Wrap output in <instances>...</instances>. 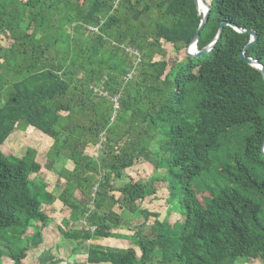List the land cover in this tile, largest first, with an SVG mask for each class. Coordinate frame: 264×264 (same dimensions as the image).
Returning <instances> with one entry per match:
<instances>
[{
	"label": "trees",
	"instance_id": "16d2710c",
	"mask_svg": "<svg viewBox=\"0 0 264 264\" xmlns=\"http://www.w3.org/2000/svg\"><path fill=\"white\" fill-rule=\"evenodd\" d=\"M204 1L197 50L226 23L257 35L245 57L264 66V0ZM113 3L0 0V258L39 252L51 222L42 206L58 200L68 216L57 230L83 264H264V80L240 58L250 36L226 25L211 51L189 58L194 0ZM29 127L52 141L45 169L63 151L73 165L59 171L56 196L35 183L33 150L2 152ZM93 145L101 160L86 157ZM139 163L153 175L126 174ZM160 183L180 222L140 205ZM135 214L142 222L131 225ZM118 228L132 233L128 247L94 244Z\"/></svg>",
	"mask_w": 264,
	"mask_h": 264
},
{
	"label": "rangeland",
	"instance_id": "374dc122",
	"mask_svg": "<svg viewBox=\"0 0 264 264\" xmlns=\"http://www.w3.org/2000/svg\"><path fill=\"white\" fill-rule=\"evenodd\" d=\"M9 43L5 38L0 37V47L7 46ZM163 49L166 51L168 56H173V48L170 45H164ZM178 59H182L178 57ZM98 92V89H95ZM103 97L106 96L105 93L100 94ZM113 101V100H112ZM115 101V100H114ZM4 98L0 97V105L3 104ZM52 146V141L41 133L37 132L33 128L29 127L27 130H15L11 137L5 142L2 147V152L5 156L11 157H22L26 155L27 151L33 150L35 153V161L42 166V171L38 175H33V179L36 184L44 183L47 188L46 190L50 193L56 195L59 190H61L65 184L63 179L59 178V171L61 169L72 170L73 165L70 161L67 160V152L63 151L62 160L56 163L51 171L45 169L46 164L48 163L47 154L49 153L50 147ZM100 147L97 145L89 146L86 149V157L92 158L95 157L98 160L103 158L102 153L99 151ZM128 176H133L135 180H143L146 177H150L153 175V169L151 165H146L143 163H139L134 168L126 171ZM163 184H157L155 187L158 192L154 197L146 198L143 202L140 203L143 209L149 210L151 212H156L159 214V221H167L169 224H174L176 222H180V217L177 213V206L175 202L170 203L168 201L167 194L164 190V187H161ZM78 196V192L76 194ZM80 200L79 196L78 199ZM78 202V201H77ZM139 204V203H138ZM62 205L58 200H54L51 205L42 206V211L46 213L51 218V226L58 225L57 227H61V219L62 217L68 216V211H62ZM64 210V208H63ZM142 222V218L140 215L135 214V216L130 220L131 225H136ZM152 223V219L149 221V224ZM30 232V231H29ZM28 235V234H27ZM41 235L43 239V243L38 246L40 251L35 253L33 249H29L26 253L25 259L22 260L21 264H53L52 260L58 259L56 255L58 252L60 253L61 260L65 261L66 264L69 262L81 264L80 260L76 261L73 254H71V249L75 248L76 245L69 240H63L62 235L56 229L55 231H49L47 228H43L41 230ZM46 236V237H45ZM26 236L23 237L24 244L29 247V243H25ZM128 240H126V239ZM129 240H132V233L126 229L118 228L115 230L111 237L106 239H100L98 243H103V241L109 242V246L112 248H124L129 246ZM53 245H57L59 247L58 252L54 253ZM80 250V249H79ZM81 251V250H80ZM78 252H76L77 254ZM70 254V256H68ZM53 255V256H52ZM63 257L65 259H63ZM84 261V260H83ZM63 263V262H62ZM0 264H11L8 258L1 257ZM236 264H250L245 260H239ZM253 264H262V263H253Z\"/></svg>",
	"mask_w": 264,
	"mask_h": 264
},
{
	"label": "water",
	"instance_id": "95a60500",
	"mask_svg": "<svg viewBox=\"0 0 264 264\" xmlns=\"http://www.w3.org/2000/svg\"><path fill=\"white\" fill-rule=\"evenodd\" d=\"M194 3L196 4L197 13H198V16L201 17V21H200L199 27L197 29V32L195 33L194 37L192 38V41H191L189 47L185 51L186 56L189 58H199L202 55L211 51L213 49V46L216 43V41L220 38L223 27L227 25V26L232 27L238 33H247L250 36L249 43L244 47L243 51L240 54V58L242 60H244L247 63V65L259 69L261 71V74H262V77L264 80V66L262 64H260L259 62L253 60V59L245 57L246 50L249 47H251L252 45H254L258 39L257 35L253 31H243L239 28H236L233 25L221 23L215 40L211 44H209L206 48H204L202 51L197 50V47H196L197 41H198V38H199L201 31L203 30L205 24L207 23L210 8L204 0H194ZM262 153L264 155V144H263Z\"/></svg>",
	"mask_w": 264,
	"mask_h": 264
},
{
	"label": "crops",
	"instance_id": "0c3cea01",
	"mask_svg": "<svg viewBox=\"0 0 264 264\" xmlns=\"http://www.w3.org/2000/svg\"><path fill=\"white\" fill-rule=\"evenodd\" d=\"M52 195H54L53 193H51ZM57 195V194H56ZM56 195H54V196H56ZM44 206H46V205H44ZM62 211H65V210H63V208L61 209V212ZM63 213V212H62ZM50 218V217H49ZM62 219H64V217H62ZM61 219V220H62ZM50 220H51V218H50ZM56 227H54L53 225L51 226V224L49 223L48 224V226L47 227H45V228H47L49 231H55L56 229H57V226L58 225H55ZM46 237V236H45ZM44 238H42V240H43ZM99 242V240H97V241H95L94 242V244H101V243H98ZM43 243V242H42ZM109 244V242L107 243V241L105 242V241H103V243L101 244V245H103V246H109L108 245ZM53 248H54V253H56V252H58V249H59V247L57 246V245H53L52 246ZM109 247H111V246H109ZM40 249V248H39ZM72 250V249H71ZM60 253H62V252H58V255H60ZM72 253V252H71ZM57 254V253H56ZM55 254V256H57V258H58V260H60V261H62L61 260V257L60 256H58V255H56ZM53 256V255H52ZM68 256H70V254L68 255ZM74 257H75V260L76 261H78V260H80V263L81 264H83L84 262H85V256L84 255H81V254H74ZM63 259H65L64 257H63ZM78 259V260H77ZM84 260V261H83ZM63 262V261H62ZM60 264H66V263H60ZM71 264H72V262H71Z\"/></svg>",
	"mask_w": 264,
	"mask_h": 264
},
{
	"label": "built area",
	"instance_id": "2783aa9c",
	"mask_svg": "<svg viewBox=\"0 0 264 264\" xmlns=\"http://www.w3.org/2000/svg\"><path fill=\"white\" fill-rule=\"evenodd\" d=\"M121 1L122 0H114L113 8L116 9ZM125 51H126V53H132L136 57L138 56V54L135 51H133V50H131L129 48H126ZM137 61H138V59H137ZM128 79H130V75L128 76Z\"/></svg>",
	"mask_w": 264,
	"mask_h": 264
}]
</instances>
